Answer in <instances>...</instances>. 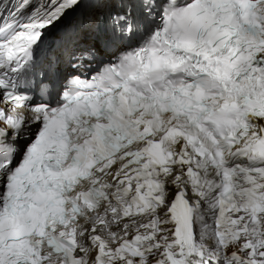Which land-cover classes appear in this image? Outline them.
<instances>
[{
  "label": "snow or ice",
  "instance_id": "obj_1",
  "mask_svg": "<svg viewBox=\"0 0 264 264\" xmlns=\"http://www.w3.org/2000/svg\"><path fill=\"white\" fill-rule=\"evenodd\" d=\"M0 264H264V0H0Z\"/></svg>",
  "mask_w": 264,
  "mask_h": 264
}]
</instances>
